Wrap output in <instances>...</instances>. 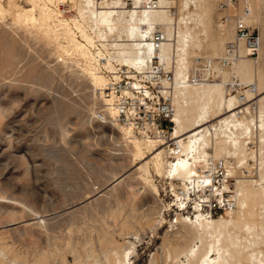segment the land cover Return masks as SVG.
Wrapping results in <instances>:
<instances>
[{"label": "rangeland", "instance_id": "rangeland-1", "mask_svg": "<svg viewBox=\"0 0 264 264\" xmlns=\"http://www.w3.org/2000/svg\"><path fill=\"white\" fill-rule=\"evenodd\" d=\"M14 1L32 6L30 0ZM0 2L9 12L16 11L9 0ZM73 8L77 14V7ZM9 12L0 15V258L6 257L2 249L6 244L26 256L27 264L34 263L38 251L49 249L56 262L65 257L74 264L76 247L85 254L90 246L101 256L104 249L118 244L121 251L130 250V264H152L156 258L158 264H185L184 256L180 261L168 256V240L181 237L179 231L190 226L179 214L191 216L195 211L176 209L175 191L183 180L172 178L166 162L167 171L161 172L153 163L159 148H164L165 161H173L168 144H148L132 132L143 147L142 156L136 158L124 142L128 128L110 114L85 57L63 37L55 42L42 39L35 26L15 23L14 12ZM217 13L221 21L219 7ZM73 14L64 17L70 19ZM229 41H224L223 51ZM205 48L197 56L202 63L197 65L194 57L190 65L194 73L202 74L199 67L211 57ZM221 54L212 62L219 63ZM259 56L260 51L257 58H249L255 61ZM212 74L214 81L221 80ZM226 88L228 95L238 92L228 81ZM260 97L264 87L251 102L260 105ZM102 112L105 118L99 116ZM253 115L260 118L259 111ZM252 131L251 138L241 135L248 140L247 153L228 157L233 171L237 170L231 173L233 191L245 169L264 184L261 130L254 126ZM207 150L213 155L212 147ZM230 213L226 209L212 217L229 218ZM7 260L15 264L10 253Z\"/></svg>", "mask_w": 264, "mask_h": 264}, {"label": "bare ground", "instance_id": "bare-ground-1", "mask_svg": "<svg viewBox=\"0 0 264 264\" xmlns=\"http://www.w3.org/2000/svg\"><path fill=\"white\" fill-rule=\"evenodd\" d=\"M30 1L32 6L26 8L19 6L14 0H9L10 5L16 9L15 12L10 10L14 13L5 9L0 2V15L9 12L15 23L21 26L32 24L44 40L55 42L60 37L65 38L74 50L85 57L90 77L99 88L105 87L106 77L97 71L89 50L77 39L74 27L86 40L90 39L87 27L97 28L117 40H124L123 50L127 52L129 59L140 62L142 68L147 70L151 69L148 60L154 54L161 58L166 69L176 66L172 98L175 127L172 138L177 145L167 147L173 161H165L162 153L164 148H159L153 159L158 172L165 168L166 162L172 178H182V185L174 190L176 197L182 191H188L189 182L197 181L200 177L199 166L205 168L210 157L225 159L229 172H237L236 169L233 171L228 157L246 152L245 145L248 140L241 139V135H249L251 138L254 126L261 130L260 141L264 144V97H260V105L256 103L255 111L252 110V104H249L256 92L264 87L260 62L264 55L263 0H239L241 7L246 2L250 7L247 23L261 31L258 60L254 61V58L246 55L245 45L241 42V57L228 65L222 62L226 49L225 46L223 51V43L235 38V22L233 19L226 23L217 21L220 0H178L175 12L159 9L128 14H115L109 8L96 9L95 0H72L73 7H77L78 11L70 19L64 17L62 10L50 6L51 2L54 4V0ZM36 10H39V15ZM155 29H160L167 37L158 51L153 50L149 43V37ZM203 47H206L211 57L205 60L206 67H199L202 79L197 83L187 82L186 76L191 75L192 71L190 65ZM219 54L220 62L213 63V57ZM201 63L199 61L197 65ZM212 72L221 80L214 81ZM235 78L240 86H235ZM227 81L238 91L236 94H227ZM252 83L254 87L244 88ZM243 104H247L245 108L248 114H240L239 110H235ZM108 109L113 116L114 111ZM257 111L260 112V118L255 119L253 113ZM226 113L229 114L217 123L204 125ZM132 132L131 129H126L124 142L129 145L136 158L141 157L142 142ZM146 142L152 144L157 141ZM162 144L166 143L159 141V145ZM177 147L180 151L175 154ZM207 147L213 148V155ZM147 167L146 164L144 168L147 170ZM247 173V169L242 171L243 178L238 180L237 191L235 190L237 208L231 210L229 218L207 216L197 207L191 216L179 214L181 221L190 226H184V231H179L181 237L174 236L168 240L169 257L180 261L184 256L185 264H264V236H261L264 232V184ZM260 176L263 180L261 172ZM206 178L211 181L210 176ZM85 248L91 250L84 254L77 247L74 249V264H130V250L121 251L118 244L104 249L101 256L92 247ZM2 249L6 257L0 258V264H10L7 260L8 253L15 264H27L26 256L10 250L6 244ZM158 262L156 258L152 264ZM33 264L69 263L65 257L56 262L55 253L49 249L38 251Z\"/></svg>", "mask_w": 264, "mask_h": 264}, {"label": "built area", "instance_id": "built-area-1", "mask_svg": "<svg viewBox=\"0 0 264 264\" xmlns=\"http://www.w3.org/2000/svg\"><path fill=\"white\" fill-rule=\"evenodd\" d=\"M177 2L178 0H95V8L99 10L109 8L115 14L159 9L175 12ZM53 6L62 10L64 15L76 14L72 0H54ZM219 10L223 23L231 19L235 22V38L227 43L222 62L228 65L241 57V42L245 45L246 55L257 58L260 31L246 21L251 11L248 3L241 7L239 0H222ZM87 33L89 40L76 30V36L89 50L92 62L107 76L102 94L108 101L107 107L114 111L112 116L114 120L146 141H162L168 144L167 146H176L177 143L172 138L175 127L172 102L175 75L171 68L166 69L157 54L148 60L151 69L142 68L140 62H132L127 52L123 50L124 40H117L92 27H87ZM166 39L160 29H155L149 37V43L153 50L158 51ZM199 61L197 58V63ZM201 79V75L197 73L186 76V81L191 83H197ZM235 86H240L237 78ZM249 87L254 86L251 84ZM249 104H252L253 111L257 109L256 103L250 101ZM238 110L240 114H248L245 106ZM99 116L105 118L103 112ZM179 151L177 147L175 154ZM198 169L200 177L197 181L189 182L188 191H182L176 197L174 202L176 209L192 211L197 207L210 217L226 209H235L236 196L235 191L231 189V173L226 160L210 157L208 165ZM207 176L211 177L210 182Z\"/></svg>", "mask_w": 264, "mask_h": 264}, {"label": "crops", "instance_id": "crops-1", "mask_svg": "<svg viewBox=\"0 0 264 264\" xmlns=\"http://www.w3.org/2000/svg\"><path fill=\"white\" fill-rule=\"evenodd\" d=\"M262 18H263V19H262V21H263L262 24H264V14H263V17H262ZM261 70H262V72L264 73V55H263L262 62H261Z\"/></svg>", "mask_w": 264, "mask_h": 264}]
</instances>
